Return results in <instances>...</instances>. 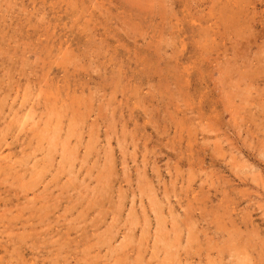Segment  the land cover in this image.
Segmentation results:
<instances>
[{
    "label": "rangeland",
    "instance_id": "374dc122",
    "mask_svg": "<svg viewBox=\"0 0 264 264\" xmlns=\"http://www.w3.org/2000/svg\"><path fill=\"white\" fill-rule=\"evenodd\" d=\"M0 264H264V0H0Z\"/></svg>",
    "mask_w": 264,
    "mask_h": 264
},
{
    "label": "bare ground",
    "instance_id": "6f19581e",
    "mask_svg": "<svg viewBox=\"0 0 264 264\" xmlns=\"http://www.w3.org/2000/svg\"><path fill=\"white\" fill-rule=\"evenodd\" d=\"M49 131V130H48ZM150 199V198H149ZM153 200V199H152ZM164 220V219H163ZM173 220V219H172ZM157 223V222H156ZM159 229V228H158ZM170 239V238H169ZM166 242V241H165Z\"/></svg>",
    "mask_w": 264,
    "mask_h": 264
}]
</instances>
